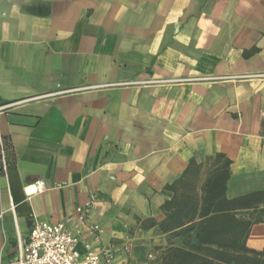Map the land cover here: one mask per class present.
<instances>
[{
  "label": "crops",
  "instance_id": "crops-1",
  "mask_svg": "<svg viewBox=\"0 0 264 264\" xmlns=\"http://www.w3.org/2000/svg\"><path fill=\"white\" fill-rule=\"evenodd\" d=\"M263 73L264 0H0V264H264Z\"/></svg>",
  "mask_w": 264,
  "mask_h": 264
},
{
  "label": "built area",
  "instance_id": "built-area-1",
  "mask_svg": "<svg viewBox=\"0 0 264 264\" xmlns=\"http://www.w3.org/2000/svg\"><path fill=\"white\" fill-rule=\"evenodd\" d=\"M256 76H264V73ZM6 151V143L0 136V174L4 175L8 167ZM32 187V193L45 189L42 180L35 181ZM78 239L79 231L76 228L66 227L62 222L35 221L29 231L26 243L17 247L18 256L14 263L109 264V259L114 252L111 245H106L99 250H92L86 245L85 253L80 255L76 248Z\"/></svg>",
  "mask_w": 264,
  "mask_h": 264
},
{
  "label": "trees",
  "instance_id": "trees-1",
  "mask_svg": "<svg viewBox=\"0 0 264 264\" xmlns=\"http://www.w3.org/2000/svg\"><path fill=\"white\" fill-rule=\"evenodd\" d=\"M214 235H215L214 231L211 234H208L209 239H212L214 237ZM212 240H214V239H212ZM197 259H198V261L197 260L194 261V264H206V263H204L203 258H197Z\"/></svg>",
  "mask_w": 264,
  "mask_h": 264
}]
</instances>
